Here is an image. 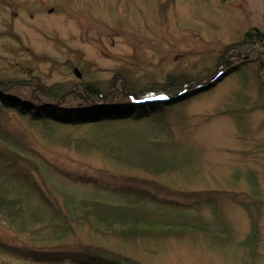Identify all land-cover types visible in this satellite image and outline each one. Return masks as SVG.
<instances>
[{
    "label": "rangeland",
    "instance_id": "obj_1",
    "mask_svg": "<svg viewBox=\"0 0 264 264\" xmlns=\"http://www.w3.org/2000/svg\"><path fill=\"white\" fill-rule=\"evenodd\" d=\"M254 30L264 32V0H0L1 79H39L40 87L62 84L67 92L82 82L140 89L168 75L208 85L201 91L197 81L188 83L189 97L164 110L170 135L192 158L170 175L128 169L91 149L85 142L92 137L89 126H54L46 134L14 110L0 113L2 125L38 151L48 168L107 182L133 178L152 192L165 186L194 194L193 212L200 211L213 229L218 218L231 228L218 241L197 233L127 241L74 225L65 246L96 245L142 264H264V60L256 59L255 49L239 47ZM228 59L236 62L231 73L224 70ZM52 177L81 197L88 193ZM28 198L39 207L36 196ZM40 210L44 219L52 215L45 206ZM253 223L259 237L254 259H248ZM0 240L13 247L34 243L26 231L16 234L2 221Z\"/></svg>",
    "mask_w": 264,
    "mask_h": 264
},
{
    "label": "trees",
    "instance_id": "obj_2",
    "mask_svg": "<svg viewBox=\"0 0 264 264\" xmlns=\"http://www.w3.org/2000/svg\"><path fill=\"white\" fill-rule=\"evenodd\" d=\"M239 47L255 49L256 59L264 60V32H248ZM234 61H225L224 70L233 72ZM39 81L0 78V113L14 110L40 125L46 134L54 126H89L92 137L85 141L88 147L104 151L125 168H139L147 174L170 175L191 161L190 151L170 135L173 129L164 110L187 99L184 88L199 80L168 75L163 82L140 89L129 84L125 88L112 85L104 89L94 82H82L77 90L69 92L62 84L40 87ZM154 128L168 132V136L155 135ZM56 174L67 182L87 187L88 193L81 197L54 182L51 178ZM152 188L155 192L133 178L107 182L96 176L48 168L38 151L0 121V221L16 234L26 231L34 242L13 247L0 240V264H142L96 245L65 246L67 233L74 225H87L105 238L127 241H158L196 233L214 241L231 234L230 226L223 225L222 219L213 223L217 227L213 229L200 211L193 212L197 203L192 205L190 197L194 194L172 193L165 186ZM32 195L37 197L39 207L30 203L28 197ZM44 206L52 213L45 219L39 215ZM42 230H46L45 236ZM258 237L257 225L253 223L246 244L248 259L256 254Z\"/></svg>",
    "mask_w": 264,
    "mask_h": 264
},
{
    "label": "water",
    "instance_id": "obj_3",
    "mask_svg": "<svg viewBox=\"0 0 264 264\" xmlns=\"http://www.w3.org/2000/svg\"><path fill=\"white\" fill-rule=\"evenodd\" d=\"M205 88H208V85H201L200 90H204Z\"/></svg>",
    "mask_w": 264,
    "mask_h": 264
},
{
    "label": "bare ground",
    "instance_id": "obj_4",
    "mask_svg": "<svg viewBox=\"0 0 264 264\" xmlns=\"http://www.w3.org/2000/svg\"><path fill=\"white\" fill-rule=\"evenodd\" d=\"M151 101H153V100H151Z\"/></svg>",
    "mask_w": 264,
    "mask_h": 264
}]
</instances>
